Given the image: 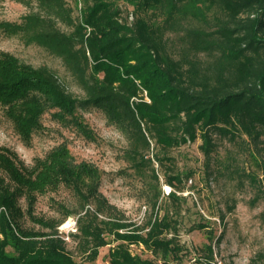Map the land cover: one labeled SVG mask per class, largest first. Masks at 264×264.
Masks as SVG:
<instances>
[{"label": "trees", "instance_id": "1", "mask_svg": "<svg viewBox=\"0 0 264 264\" xmlns=\"http://www.w3.org/2000/svg\"><path fill=\"white\" fill-rule=\"evenodd\" d=\"M19 1H35L37 10L22 22L2 23L3 30L59 57L85 92L76 96L47 65L1 53L0 105L25 144L44 129L42 118L51 110L55 119L94 139L77 115L80 109L102 111L136 142L131 158L137 165L147 161L139 150H150L152 141L172 149L201 139L208 163L217 137L236 141L246 135L259 143L264 136V0H123L132 7L127 13L118 0H83L77 16L66 0ZM73 1L78 6L80 0ZM185 19L206 27L183 26ZM167 183L174 189L170 198L185 189L179 174ZM63 184L76 195L80 211L58 203L59 217L38 215L39 195ZM101 185L100 168L76 161L65 143L32 166L0 147V264H79L58 229L74 213L78 229L72 235L90 261L112 238L118 244L109 251L110 264H172L170 257L183 249L177 221L165 214L140 225L129 222ZM27 220L47 231L26 227ZM132 245H143L153 258L133 253ZM201 251L194 264L214 259L212 244ZM249 264H264V253Z\"/></svg>", "mask_w": 264, "mask_h": 264}, {"label": "rangeland", "instance_id": "2", "mask_svg": "<svg viewBox=\"0 0 264 264\" xmlns=\"http://www.w3.org/2000/svg\"><path fill=\"white\" fill-rule=\"evenodd\" d=\"M66 1L75 8L77 16L85 0H80L78 6L73 0ZM118 2L126 13L132 10L125 1ZM32 10H37L35 1L0 0V54H11L35 67L49 66L72 93L84 97L83 88L59 57L36 43H28L20 34H8L1 27L2 23L22 22ZM208 13L212 18L214 10ZM182 22L186 27H206L200 20ZM183 32L182 27L171 33L172 40ZM53 112L44 114V129L35 133L31 145H27L0 105V147L15 152L25 166H32L37 158L65 143L76 161L95 163L102 173V193L123 212L127 221L140 225L165 214L177 221L178 241L183 249L176 258L170 257L172 264H194L193 257L203 254L201 250L210 244L225 264H249L264 253V136L259 143H253L246 135L236 141L217 137L216 150L208 163L200 148L201 139L172 149L152 141L150 150H139L147 161L137 165L131 158L136 142L110 124L102 111L80 109L77 114L93 131L94 139L73 124L55 119ZM173 174L181 175L185 186L183 191H176L178 198H170L168 193L174 190L167 183ZM3 176L10 182L7 174ZM21 203L26 205L25 199ZM58 203L67 204L75 212L81 209L72 189L63 184L39 195L36 212L57 218L60 216ZM77 219L78 214L74 213L58 227L76 261L110 264L109 251L118 242L109 238L111 243L101 248L95 261H90L85 247L72 235L77 233ZM25 225L36 231H47L31 220ZM201 225L205 227L200 228ZM131 250L143 258H153L152 252L143 245H132ZM8 252L13 255L15 249L10 246Z\"/></svg>", "mask_w": 264, "mask_h": 264}, {"label": "built area", "instance_id": "3", "mask_svg": "<svg viewBox=\"0 0 264 264\" xmlns=\"http://www.w3.org/2000/svg\"><path fill=\"white\" fill-rule=\"evenodd\" d=\"M170 193V192H168ZM206 264H225L224 260L215 252L214 259Z\"/></svg>", "mask_w": 264, "mask_h": 264}]
</instances>
